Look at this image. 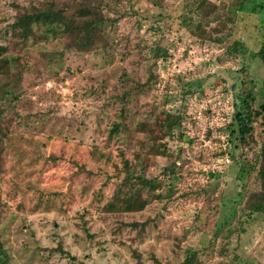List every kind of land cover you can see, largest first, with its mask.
<instances>
[{
	"label": "rangeland",
	"instance_id": "obj_1",
	"mask_svg": "<svg viewBox=\"0 0 264 264\" xmlns=\"http://www.w3.org/2000/svg\"><path fill=\"white\" fill-rule=\"evenodd\" d=\"M43 1L0 0V29L11 21V3ZM210 1L221 4L214 18L224 20L238 0ZM182 2L119 0L107 7V16H116L119 9L145 19L137 27L132 18H120L110 34L121 39L103 53L65 52L43 59L35 50L9 48L18 62L2 80L7 97L17 96L14 108L20 114L10 113L13 130L5 138L6 170L0 178V242L10 264L177 263L191 247L199 248L202 264H264V214L249 221L244 215L253 199L248 193L258 190L255 171L236 177L237 157L253 158L258 144L232 147L224 128L231 114L230 85L241 64L251 73L256 96L264 93V64L247 53L227 52L236 40L257 50L264 41L258 29L264 11L253 13L246 2L231 28L226 22L214 32L207 22L198 29L178 23ZM208 32L220 40H209ZM156 39L168 56L151 68L155 82L120 102L116 95L146 77L148 62L142 56L148 58V51L137 45L149 46ZM56 42L51 38L47 46ZM185 88L192 93L183 94ZM162 103L167 109L180 107L184 116L166 139L183 162L172 197L153 200L139 212H98L121 177L110 164L120 165L115 152L121 150L131 160L139 141L156 134L147 124L162 118L153 111V105ZM120 108L126 117L111 134L109 126ZM91 146L108 150L110 161H94L88 155ZM164 162L149 158L139 170L165 179L159 173ZM82 164L89 174L79 171ZM133 221L145 224L132 227Z\"/></svg>",
	"mask_w": 264,
	"mask_h": 264
},
{
	"label": "trees",
	"instance_id": "obj_2",
	"mask_svg": "<svg viewBox=\"0 0 264 264\" xmlns=\"http://www.w3.org/2000/svg\"><path fill=\"white\" fill-rule=\"evenodd\" d=\"M118 2L119 0H45L41 3L29 2L26 5L11 3L13 9L11 21L0 29V41L11 40L9 44L0 42V178L6 170L3 163L5 138L13 130L10 113L13 116H20L14 108V103L18 98L17 96L7 97L4 90L5 82L2 80V77L7 75L10 68L18 62L8 51L9 48L18 47L21 51L26 52L35 50L38 56L43 59L62 55L65 52L76 54L106 52L108 48L117 45L121 39L120 36L115 38L110 34L120 18L125 16L132 18L134 26L137 27L145 19L136 11L126 12L119 9L116 16H107L104 10L107 7L116 6ZM246 2H250L248 9L251 12L258 14V11H264V0H238L232 9H227L225 19L222 20L214 18V13L221 4H215L210 0H183L182 9L177 10L176 18L181 25L192 24L197 29L202 22H207L212 25L210 30L216 32V27H224L226 22L230 23L229 28H231L238 11L242 10ZM158 3L159 1L153 5L159 10L164 9L162 14L165 17L172 18V15ZM261 19L260 17L258 29L261 28V36H263L264 25L261 24ZM206 37L213 41L220 40L209 32L206 33ZM51 38L57 42L47 46V42ZM137 46L140 49L146 48L148 51V58L142 56L143 61L148 62L144 68L146 77L142 82H133V86L124 88L119 96L116 95L115 98L120 102L126 101L133 90L150 89L149 85L156 80L151 68L157 59H164L168 56L166 49L158 39L149 46ZM227 52L231 56L247 53L249 57H256L264 64V41L259 44L257 50H251L241 41L236 40ZM236 71L238 73L236 80L230 85L231 114L224 128L228 131L226 142L232 144V147L252 149L258 144L253 158L247 159L241 155L237 157L239 159L237 160L236 177L239 179L245 171L254 170L258 186V190L248 193H252L253 196V199L248 203L246 212H244L245 221H249L255 215L264 214V93L256 96L253 89L254 80L245 64H241ZM121 74L124 76V73ZM182 93L190 94L192 91L185 88ZM153 106V111L160 114L162 118L154 119L147 126L155 129L156 134L148 135L144 140L139 141V148L132 152L131 160L124 158L121 150L115 152L114 157H118L120 165L117 166L115 162L110 164L116 173L121 172V177L115 183L109 197L97 209L98 212L105 215L139 212L153 200H168L172 197L175 191L173 181L176 178L175 173L180 170L183 162L179 152H172L168 149L166 139L180 128L184 118L183 111L180 110V107L167 109L163 103ZM39 115L43 116L44 113ZM125 117L126 111L120 108L117 118L109 126L111 134L118 131ZM255 135L260 136L259 141L255 140ZM178 137L183 139L180 132ZM228 147L231 159L234 160L230 150L231 146L228 145ZM88 155L97 162L110 161V152L97 146H91ZM154 157L164 159L165 162L160 167L159 173L165 179L157 175L147 176L145 172L139 170L146 165L147 159ZM49 159L51 158L47 156V160ZM44 160L46 161V157ZM78 169L85 174L90 173L83 164ZM1 218L0 202V222ZM144 224L145 221L129 223L130 226L139 228H142ZM198 252L199 248H186L177 263L164 262L163 264H202ZM0 264H10L1 242Z\"/></svg>",
	"mask_w": 264,
	"mask_h": 264
},
{
	"label": "water",
	"instance_id": "obj_3",
	"mask_svg": "<svg viewBox=\"0 0 264 264\" xmlns=\"http://www.w3.org/2000/svg\"><path fill=\"white\" fill-rule=\"evenodd\" d=\"M207 175H208V176H212V173H211V172H207Z\"/></svg>",
	"mask_w": 264,
	"mask_h": 264
}]
</instances>
